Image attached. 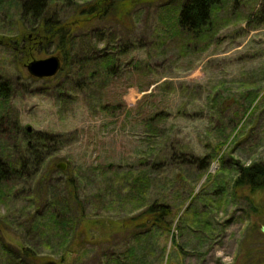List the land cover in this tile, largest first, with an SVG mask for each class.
Segmentation results:
<instances>
[{"label": "rangeland", "instance_id": "1", "mask_svg": "<svg viewBox=\"0 0 264 264\" xmlns=\"http://www.w3.org/2000/svg\"><path fill=\"white\" fill-rule=\"evenodd\" d=\"M25 1L0 5V78L13 89L0 113L14 121L0 151L17 170L0 195V264H109L128 250L138 264H264V191L234 190L239 165L264 164V25L253 19L262 0H223L199 39L178 32L185 0L139 5L125 26L78 29L74 57L106 43L117 60L116 74L94 82V67L78 61L51 80L28 75L31 60L58 54L55 43L31 60L15 53L16 39L36 41ZM76 1L51 5L47 17L69 22ZM160 113V131L149 132ZM35 134L60 137L44 146ZM151 205L171 211L168 228L139 243L122 226ZM63 210L84 218L78 233L89 228L88 241L71 233L65 250L45 225ZM25 249L43 263L20 256Z\"/></svg>", "mask_w": 264, "mask_h": 264}, {"label": "trees", "instance_id": "2", "mask_svg": "<svg viewBox=\"0 0 264 264\" xmlns=\"http://www.w3.org/2000/svg\"><path fill=\"white\" fill-rule=\"evenodd\" d=\"M4 1L5 0H0V5H2ZM62 1L63 0H26L24 2L22 7V18L24 20L27 19L32 25V30L35 33H32L31 35L34 38L39 36V40H43L42 47L54 43L57 45L55 53L60 54L64 59L61 71H66L72 62L78 61L77 63L82 66L81 68H85V72L87 71L88 64L94 67V70L91 69L92 73L87 75L90 82H94L93 80H95V77L105 78L106 80L111 78L117 73V60L107 54L108 49H106V43L104 44V47L100 49L97 48L96 50L91 49L85 51V54L83 55L84 58L81 60L73 56L78 29H85L95 23L110 19L117 21L121 26H125V20L130 17L137 6L151 3L153 0H79L75 2L76 7L79 9L69 22H61L60 20H53L51 17H47L50 6ZM222 1L223 0H185L175 9V22L178 32H181V34H188L189 36L193 35L194 38H201L208 31L206 29L213 23V13L216 8L220 7ZM165 7L166 6H164V8ZM111 16L113 18H108ZM253 19L254 23L264 25V0L261 1L260 8ZM18 40L19 39H16L17 45L14 44L13 47L16 54L25 56V60H31L32 57L37 55L38 50H40L39 43L35 42L32 44V42L28 41L25 44H20L21 41L19 42ZM16 47H20V50L16 51ZM83 74L86 76V73ZM12 93V86L7 82L2 81L0 78V103L6 104L10 101ZM162 121H164L163 113L155 114L146 121L145 127L149 132L157 134L160 131L158 123H161ZM12 122L14 123L12 116L7 118V115L2 116V113H0V144L2 142L1 140L4 141L9 133V131H7L8 128L6 129V127L9 124H12ZM156 125H158V127H154ZM33 136H37L34 137L36 144L40 143L44 146H48L52 143L54 144V142L60 137L54 135L43 136L41 134H35ZM46 143L49 144L47 145ZM1 153L2 152L0 151V195L1 191H3L2 189L17 177L16 168L7 163L1 156ZM145 164L146 163L144 162L143 165ZM208 166L209 163H204L203 169H206ZM145 167H148V165ZM238 170V176L234 182L235 191L244 189H248L253 193L264 191V164L255 163L248 167L239 165ZM144 185L145 181L138 179L134 181L133 188L140 189L138 190V194L140 195L143 191L142 188H144ZM67 186L71 191L70 196L75 202L74 205L78 204V196L76 195L71 180H67ZM157 207L158 206L156 205L147 207L145 210H142L134 217L130 218L129 221L127 220L129 226H127V223H125V227L122 226L125 230L127 227L132 228L131 232L134 241L141 243L142 241H140V238H145L144 235H148L154 228L156 230L163 227L168 228L165 219L172 215L171 211L164 207H161L160 211H158L156 209ZM70 214V211L65 210L60 213L53 212L49 214L48 223L45 224L47 225V228L51 230V233H56V235L61 237L64 241L62 242L63 246L61 247L64 250L67 247L66 238L71 233L75 232L73 236H83L82 238L87 241L89 238V228L86 226L85 233L83 231L78 233V225L81 224L80 221H83L84 218H73L77 219V223L74 225V220L69 219L68 215ZM137 250L140 249L136 247L135 252ZM11 256L13 255L11 254ZM20 256H23L26 260L31 259L30 263L32 261H40L43 263V259H38L36 254H33L30 249H25ZM136 257L137 253L131 254V250H128L125 254H118L109 264H123L124 261L125 264H138ZM32 263L36 264L35 262ZM8 264L23 263L21 259L17 258V260L14 259L9 261ZM47 264L52 263L47 262Z\"/></svg>", "mask_w": 264, "mask_h": 264}, {"label": "water", "instance_id": "3", "mask_svg": "<svg viewBox=\"0 0 264 264\" xmlns=\"http://www.w3.org/2000/svg\"><path fill=\"white\" fill-rule=\"evenodd\" d=\"M31 37V36H30ZM64 59L58 54L51 56L50 58L43 60H33L29 64L25 65L29 76L35 79H46L51 80L59 74L62 69ZM62 171L66 170L65 165L59 166ZM262 233H264V226L261 227Z\"/></svg>", "mask_w": 264, "mask_h": 264}, {"label": "flooded vegetation", "instance_id": "4", "mask_svg": "<svg viewBox=\"0 0 264 264\" xmlns=\"http://www.w3.org/2000/svg\"><path fill=\"white\" fill-rule=\"evenodd\" d=\"M39 36H37V37H33L32 36V38H30V40H36L35 42H37V43H39V47H41L42 45H43V40H39V38H38Z\"/></svg>", "mask_w": 264, "mask_h": 264}]
</instances>
